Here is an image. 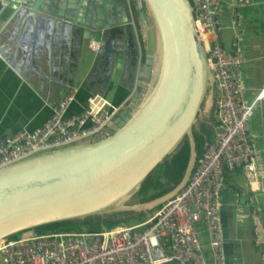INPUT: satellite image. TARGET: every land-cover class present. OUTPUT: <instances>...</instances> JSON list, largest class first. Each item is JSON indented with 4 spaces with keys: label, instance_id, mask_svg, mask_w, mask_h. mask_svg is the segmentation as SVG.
<instances>
[{
    "label": "water",
    "instance_id": "water-1",
    "mask_svg": "<svg viewBox=\"0 0 264 264\" xmlns=\"http://www.w3.org/2000/svg\"><path fill=\"white\" fill-rule=\"evenodd\" d=\"M109 2L0 0V10L24 9L22 25L44 16L81 27L89 41L128 27L121 2ZM136 8L147 46L138 86L134 93L128 91L116 131L97 143L39 154L0 169L1 241L15 235L32 238L40 226L88 217L129 213L147 218L188 184L198 159L194 128L211 118L216 108L215 77L190 0H136ZM150 31L155 34L154 51L148 45ZM114 43L119 55L112 80L125 60V40ZM208 122L216 132L214 123ZM186 138L190 158L181 182L161 197L133 203L143 183ZM155 255L162 256V250L156 249Z\"/></svg>",
    "mask_w": 264,
    "mask_h": 264
},
{
    "label": "built area",
    "instance_id": "built-area-1",
    "mask_svg": "<svg viewBox=\"0 0 264 264\" xmlns=\"http://www.w3.org/2000/svg\"><path fill=\"white\" fill-rule=\"evenodd\" d=\"M190 1L199 39L215 77L217 103L216 139L197 159L188 184L176 197L135 225L121 224L97 233L49 232L32 238H8L0 244V264H229L221 214L226 175L242 169L248 192L264 191L259 153L251 132L255 111L244 82L245 56L240 51L225 50L220 43V17L226 0ZM255 1L236 0L233 18L238 16L239 9ZM133 3L127 0L128 26L139 37ZM235 37H239L238 32ZM89 48L99 52L102 42L92 39ZM143 64L144 54L139 46L133 93ZM77 93L78 89H73L60 101L41 127L0 141V169L39 154L111 137L116 131L115 121L129 99L115 105L105 96L94 94L79 114L70 115ZM256 100L264 102V83ZM202 233L208 236L210 260L201 240ZM158 248L163 254L160 257L155 255Z\"/></svg>",
    "mask_w": 264,
    "mask_h": 264
},
{
    "label": "crops",
    "instance_id": "crops-1",
    "mask_svg": "<svg viewBox=\"0 0 264 264\" xmlns=\"http://www.w3.org/2000/svg\"><path fill=\"white\" fill-rule=\"evenodd\" d=\"M235 1L226 0L222 11L220 43L225 50L240 51L246 58L244 82L255 111L251 132L259 153L264 188V102L256 100L264 83V6L263 0H256L253 5L239 9L234 19ZM19 19L16 12L5 17L3 9L0 10V141L18 132L41 127L52 116L53 108L73 89H78V93L69 110L70 115L79 114L94 94L108 99L99 89L107 87L112 78L111 71L104 86L94 83L101 73L100 51L96 52L92 71L89 74L88 70L81 71L80 53L88 41L81 27L44 16L28 19L24 25ZM108 56L113 70L117 55L114 57L112 50ZM125 56L128 62L130 52ZM126 65L124 60L123 70ZM127 88L122 81L118 87V104L128 99V91L133 85ZM213 132L216 136L215 130ZM221 214L228 263L264 264V191L248 192L242 169L230 173L226 179ZM200 229H203L201 225ZM201 240L210 260L206 233L201 234Z\"/></svg>",
    "mask_w": 264,
    "mask_h": 264
},
{
    "label": "trees",
    "instance_id": "trees-1",
    "mask_svg": "<svg viewBox=\"0 0 264 264\" xmlns=\"http://www.w3.org/2000/svg\"><path fill=\"white\" fill-rule=\"evenodd\" d=\"M133 12L137 24V32L139 30V37L137 33L131 27H119L111 31V34L108 37L110 40L123 38L125 40V45L130 52L129 60L126 63L124 69L130 70L132 72V81L133 85L135 79V70L137 67L139 46L142 49L143 54H145V42L142 39L141 35V26L139 20V14L136 8V1H133ZM101 68L100 75L97 77V80L94 81L98 86H104L106 84L107 78L111 76L112 71V61L108 54L102 53L101 56ZM106 86L101 89H105ZM216 121V119H215ZM196 150L198 153V158L204 154L208 145L214 142V132L211 128H205V135L194 133ZM216 137V136H215ZM190 158V143L188 138L179 146L178 150L170 156L163 164H161L157 170L143 183L141 190L136 196H134L133 203H143L148 202L158 197H161L170 191H172L183 179L186 172ZM226 175V179L228 177ZM134 217L129 213H120L114 215H108L105 217L95 216L88 217L82 220H73L66 222H59L54 224H48L40 226L35 229L38 235H43L49 232L54 233H97L101 232L104 229H112L121 224H129L130 218ZM138 217L146 219V216L141 214ZM11 239L18 238L17 235L10 237Z\"/></svg>",
    "mask_w": 264,
    "mask_h": 264
},
{
    "label": "rangeland",
    "instance_id": "rangeland-1",
    "mask_svg": "<svg viewBox=\"0 0 264 264\" xmlns=\"http://www.w3.org/2000/svg\"><path fill=\"white\" fill-rule=\"evenodd\" d=\"M148 35H149L148 36L149 49L151 51H154L155 50V45H156L155 44L156 42H155L154 31H150ZM99 39L100 38H98V40ZM86 42L87 43L82 48L81 53H80V61H81V71L88 70V74H89L92 71V69L94 68V63H95V61L97 59V54L98 53L91 51L88 48L89 41H86ZM113 54H114V57H115L116 52L114 50V47H113ZM126 63H127V58H125V64ZM122 81L128 86V88H127V90H128L130 88L131 81H132V72H130V70H128V69L117 70V72L115 73L114 80L111 79L109 85L105 89H101L99 91L102 92V93H105L110 101H113V102L118 104L119 103L118 99H119V96H120L119 95V91H118V87L122 83ZM214 109H216V108H214ZM214 115H215V110L213 111V116ZM211 118H209V119L211 120ZM214 138H215V134H214ZM142 219L143 218L135 217V216L131 217L129 224L135 225V224L141 223V222L144 221V220L142 221Z\"/></svg>",
    "mask_w": 264,
    "mask_h": 264
},
{
    "label": "flooded vegetation",
    "instance_id": "flooded-vegetation-1",
    "mask_svg": "<svg viewBox=\"0 0 264 264\" xmlns=\"http://www.w3.org/2000/svg\"><path fill=\"white\" fill-rule=\"evenodd\" d=\"M104 3L105 2H107L108 4H110V2H109V0H102ZM120 2H121V6H122V9L124 10V11H126V13H128V11H127V0H119ZM132 1H134V0H132ZM136 1V0H135ZM43 5H44V3H42V5H41V7H43ZM13 13V11L11 10V9H8V8H5L4 10H3V15L5 16V17H8L9 15H11ZM23 13H24V9H20L19 11H18V13H16L17 14V16H18V18H20L19 19V21H20V23H21V20L23 19ZM22 18V19H21ZM30 19H32V18H30ZM97 38H100V41L102 42V48L100 49V52H102V53H104V54H108L109 52H112V50H113V47H114V50H115V52H116V55H117V57H118V54H119V52H118V50H117V46H116V44L114 43V41L116 40V39H114V40H110V39H108V37L106 36H104L103 34H98V36H97ZM120 39H123V38H120ZM129 50H128V48L126 47V45H125V55H127L129 52H128ZM126 57V56H125ZM116 61H117V59H116ZM204 120H206V122H199L197 125H196V127L194 128V133H198V134H201V135H205V128H211L212 129V131H214V127L213 126H211L210 124H209V120L210 119H204ZM211 122H213L214 123V125L216 126V121H215V117L214 116H212V118H211V120H210Z\"/></svg>",
    "mask_w": 264,
    "mask_h": 264
},
{
    "label": "bare ground",
    "instance_id": "bare-ground-1",
    "mask_svg": "<svg viewBox=\"0 0 264 264\" xmlns=\"http://www.w3.org/2000/svg\"><path fill=\"white\" fill-rule=\"evenodd\" d=\"M1 242H2V241L0 240V244H1Z\"/></svg>",
    "mask_w": 264,
    "mask_h": 264
}]
</instances>
